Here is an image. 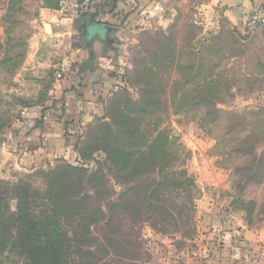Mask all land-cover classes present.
Here are the masks:
<instances>
[{
  "label": "rangeland",
  "instance_id": "374dc122",
  "mask_svg": "<svg viewBox=\"0 0 264 264\" xmlns=\"http://www.w3.org/2000/svg\"><path fill=\"white\" fill-rule=\"evenodd\" d=\"M205 18L190 0H169L131 21L118 52L123 81L77 139L76 159L13 174L5 173V133L23 108L48 97L52 76L38 78L36 101L26 100L13 91L12 74L1 72L19 61L4 60L12 51L0 54V181L29 183L41 197L55 182L67 184L85 203L63 229L94 240L81 247L95 264L156 263L174 249L192 254L215 238L204 230L206 211L264 239V106L238 101L251 88L232 86L256 83L238 73L225 80L234 70L223 68V40ZM17 33L22 41L10 46L22 59L27 32ZM56 172L64 179L49 180Z\"/></svg>",
  "mask_w": 264,
  "mask_h": 264
},
{
  "label": "crops",
  "instance_id": "0c3cea01",
  "mask_svg": "<svg viewBox=\"0 0 264 264\" xmlns=\"http://www.w3.org/2000/svg\"><path fill=\"white\" fill-rule=\"evenodd\" d=\"M89 1L90 7L84 12L102 13L103 22L110 27L107 36L115 39L110 45L96 37L93 52L80 30L82 15L74 20L62 18L58 0H0V54L14 48L10 43L22 41L17 31L27 32L22 59L16 58V47L3 57L5 61H19L14 68L1 70L12 74L17 95L36 101L31 90L38 87V78L46 74L51 78L55 65L62 59L73 62L71 73L59 83H54L52 76L48 97L23 108L15 125L5 133L2 146L6 164L11 166L5 167V173L8 170L13 174L14 168L32 170L57 159L73 160L77 156V139L101 115L111 91L123 81L118 52L125 27L152 8L166 7L169 0ZM190 1L206 15L207 26L213 24L212 34H219L223 40V68L234 70L225 74V80L231 78L230 73H238L244 81L256 83L253 87L233 85L232 91L251 88L238 101L249 99L263 107L264 28L249 25V15L264 0ZM216 214L203 213L204 230L214 234L213 241L206 240L187 256L185 250L174 249V257L148 264H264V239L236 221L225 227V221ZM235 232L244 239L241 246L233 239Z\"/></svg>",
  "mask_w": 264,
  "mask_h": 264
},
{
  "label": "trees",
  "instance_id": "16d2710c",
  "mask_svg": "<svg viewBox=\"0 0 264 264\" xmlns=\"http://www.w3.org/2000/svg\"><path fill=\"white\" fill-rule=\"evenodd\" d=\"M51 177L53 182L64 179L59 172ZM57 183L41 197L29 183L11 185L0 181V264H22L17 259H23V264H95L91 262L92 251L81 247L94 241L89 230L86 234L91 240L87 241L82 231L73 232L71 237L62 226L69 214L76 215L82 209L85 200L73 198L76 194L68 192L67 184L61 187ZM13 199L17 200L15 210L11 207ZM40 207L43 209L39 210ZM233 239L239 246L244 241L236 232ZM68 242L77 243L76 250H70ZM4 254L8 256L5 262Z\"/></svg>",
  "mask_w": 264,
  "mask_h": 264
},
{
  "label": "built area",
  "instance_id": "2783aa9c",
  "mask_svg": "<svg viewBox=\"0 0 264 264\" xmlns=\"http://www.w3.org/2000/svg\"><path fill=\"white\" fill-rule=\"evenodd\" d=\"M59 14L68 20L78 19L89 6V0H58ZM90 7V6H89ZM249 25L264 28V4L249 15ZM73 69V62L69 58L62 59L53 69V82L59 83L67 77Z\"/></svg>",
  "mask_w": 264,
  "mask_h": 264
},
{
  "label": "water",
  "instance_id": "95a60500",
  "mask_svg": "<svg viewBox=\"0 0 264 264\" xmlns=\"http://www.w3.org/2000/svg\"><path fill=\"white\" fill-rule=\"evenodd\" d=\"M80 21V30L83 32V36L91 52H93L92 43L96 37H102V39L110 45L115 42V39L107 36L110 27L103 22L102 13L94 14L92 11H86L82 13Z\"/></svg>",
  "mask_w": 264,
  "mask_h": 264
}]
</instances>
